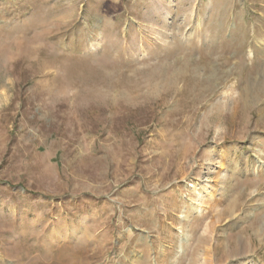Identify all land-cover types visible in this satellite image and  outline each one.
<instances>
[{
	"label": "rangeland",
	"instance_id": "1",
	"mask_svg": "<svg viewBox=\"0 0 264 264\" xmlns=\"http://www.w3.org/2000/svg\"><path fill=\"white\" fill-rule=\"evenodd\" d=\"M0 264H264V0H0Z\"/></svg>",
	"mask_w": 264,
	"mask_h": 264
}]
</instances>
